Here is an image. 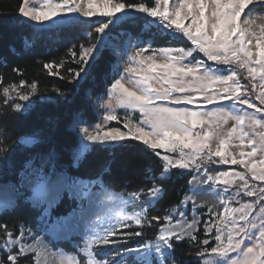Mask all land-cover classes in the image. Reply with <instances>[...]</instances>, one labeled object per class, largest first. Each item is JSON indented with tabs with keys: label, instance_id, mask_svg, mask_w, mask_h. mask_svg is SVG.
<instances>
[{
	"label": "snow or ice",
	"instance_id": "1",
	"mask_svg": "<svg viewBox=\"0 0 264 264\" xmlns=\"http://www.w3.org/2000/svg\"><path fill=\"white\" fill-rule=\"evenodd\" d=\"M258 7L264 0H151V6L147 0H21L14 23H28L34 32L96 25V42L80 44L79 51L73 45L70 60L43 63L49 75L73 84L74 92L88 78L101 48L109 46L114 54L119 49L127 59L123 74L106 90L107 99L98 96L102 119L88 123L74 115L70 127L77 139L67 163L51 137L58 122H47V135L39 129L17 139L24 152L19 167L9 160L7 129L0 131V211L24 205L37 213L38 231H64L81 239L73 251H53L52 242L45 243L32 228L21 224L14 233L0 223V251L6 252L0 264H20L29 256V264H49L52 255L55 264H176L175 245L185 240L196 248L197 264H264V24L256 23L264 17L254 15ZM97 16L107 19H92ZM123 25L140 32L133 36L125 29V40ZM173 41L191 46H156ZM23 43L31 48L36 39ZM128 48L134 49L130 55ZM71 63L78 67H67L68 75H61L59 69ZM241 71L250 87L242 83ZM39 95L36 82L3 86L0 81L3 104L15 113L29 111ZM113 121L125 130L111 126ZM133 141L159 158V174L148 170L151 187L111 191L104 177L111 174L112 160L94 176L84 174L93 168L88 160L93 146L115 153ZM211 164L238 165L244 171L212 170ZM173 169L191 174L188 194L164 216L149 217L148 208L164 192L156 181L168 179ZM9 172L19 180L4 179ZM205 190L218 197L222 211L208 208L201 240L196 196ZM65 200L70 210L53 217L52 209ZM129 205L139 211H126ZM153 222L158 225L154 238L137 239Z\"/></svg>",
	"mask_w": 264,
	"mask_h": 264
},
{
	"label": "trees",
	"instance_id": "2",
	"mask_svg": "<svg viewBox=\"0 0 264 264\" xmlns=\"http://www.w3.org/2000/svg\"><path fill=\"white\" fill-rule=\"evenodd\" d=\"M141 0H126L127 3H136ZM148 1V0H147ZM21 0H0V81L3 86L9 84H19L21 80L27 83L36 82L38 84V97H33L29 111L15 113L8 105L3 104V98L0 96V131L7 129L9 139L7 143L11 149L9 160L19 167L20 161L24 159L22 147L17 146V139L25 133H32L36 130L43 129L45 134L47 131V122L52 120L58 122V127L51 133V137L57 151L62 153L65 163L68 162V152L75 143L77 137L70 127V123L75 114L79 113L88 123H97L99 121V111L96 103L100 100L98 96L103 98L106 96V90L111 87V74L115 73L116 65L119 62L117 53H113L109 46L103 47L96 59L95 64L87 79L82 81L78 89L74 92V85L67 80H62L58 76L49 75L47 70L43 69V63L49 61H59L60 59L70 60L68 49L71 48L69 40L52 43L45 38L37 39L38 31L28 23H14V18L18 14V6ZM264 11V7L258 8ZM127 29L128 34L137 35L140 32L139 27L129 25L121 26V37L125 39L124 30ZM74 33L76 28H66ZM117 31L114 29V32ZM72 33V32H71ZM25 38H34L36 43L34 47L26 48L24 46ZM81 40L86 41V38ZM118 39L116 40V42ZM159 46L172 47H189L190 42L173 41L170 45H164L157 42ZM114 47V46H112ZM197 58H201L197 55ZM67 67L77 68L75 63L66 64L65 68L59 69L61 75L67 76ZM60 89L63 95L53 91ZM27 91V88L21 89ZM48 98V99H44ZM25 103V102H24ZM80 125H77V127ZM218 159V158H215ZM88 160L92 163V171L84 172L85 175L94 176L100 166L106 160H112L111 174L105 175V180L112 185L111 191H134L141 188L152 186L151 181L147 178L148 170L151 169L152 175H158L160 169L159 158L151 154L139 142H130L123 149H118L115 153L105 152L98 146H93V151L89 153ZM210 169L226 171V170H242L235 165L211 164ZM191 178V174L187 171L181 172L176 169L172 170L171 176L163 181L157 180V184H162L164 192L162 198L148 210L149 217L164 216L168 211L176 206L180 200L188 194L187 181ZM7 179L13 183L19 180L18 174L9 172ZM0 183L3 180L0 179ZM244 199V198H243ZM246 200H248L246 198ZM70 210V204L65 200L61 201L58 207L53 211L54 216L59 213H66ZM38 221L37 213L29 207L21 205L15 211H8L0 214V223H4L14 233L18 231L21 224L36 229ZM158 230V225L153 222L151 227L145 226L143 229L144 236L137 239H153ZM198 239H204V233L199 231ZM47 242L51 241V247L55 250L57 247L66 251H73L71 243L54 242L46 237ZM132 243H135L133 241ZM196 248L191 246L187 240L176 243L175 259L176 264H197V258L194 253ZM31 257L25 258L29 263Z\"/></svg>",
	"mask_w": 264,
	"mask_h": 264
},
{
	"label": "rangeland",
	"instance_id": "3",
	"mask_svg": "<svg viewBox=\"0 0 264 264\" xmlns=\"http://www.w3.org/2000/svg\"><path fill=\"white\" fill-rule=\"evenodd\" d=\"M38 2H40V0H38ZM139 2H141V1H139ZM147 2L149 4V6H151V0H148ZM258 8L255 9L254 15H256L257 17H264V11H260ZM245 11L247 12V9ZM92 19L93 20H105L107 18L97 16V17H94ZM242 19H243V17H242ZM256 23L258 25L259 24H264V19L257 18ZM76 26H78V28L80 30L76 31L75 33L73 31H71V30H69V31L68 30H65L66 28H76ZM95 26H96L95 24H93L92 27H89L88 25H73V26L64 27V28L59 29V30H48V31H45V32H39L37 30L40 33V34H37V39H41L43 37L46 40L51 41L52 43H54V42L57 43V42L60 41V38H62V36H63L65 38L62 39V41L65 42V41L69 40V42L71 43V47L73 45H75L76 46V50L79 51V45L80 44L87 45L88 43L96 42L95 41V37H96L97 34H95V32H94V27ZM36 28L38 29L39 26H36ZM88 32H92L93 33V35H92L91 38H89L87 36V33ZM82 38H86V41L84 42V40H81ZM125 40H126V37H125ZM121 43H122L121 39L118 38V41L116 42V44H121ZM113 46L115 47V45H113ZM133 51H134L133 48H128V50H127V52H128L129 55ZM116 53H117V56L120 57L119 58V62L117 64V65H119V69H117L114 74L113 73L111 74V77H112L111 81H112V83L114 82L115 79H119L120 78V75L123 74V68H124V65H125V61L127 59V56L124 54V52L120 51L119 49H117ZM149 54L150 53H144V55H149ZM194 55H199L201 57L200 59H204V57L202 56V54H194ZM245 76H246V72L241 71L240 72V77H241L242 83H244L245 85H248L250 87L249 80L248 79H244ZM126 86L131 87V85L130 84H127V83H126ZM103 99H107V96H105ZM255 102L257 103L258 106H260L259 105V101H255ZM21 103H24V102H21ZM25 103H29V102H25ZM101 103H102V99H100L96 103V108H97V110L99 111V114H100L99 121L102 119V116L104 114V110L100 107V104ZM117 112H118V114L121 117H123L124 113H123L122 110L117 109ZM134 115L137 116V117L139 116L138 113H136ZM81 126H85V125H80L78 127H81ZM111 126H118V127H121V130H125V129H123V124L122 123H118L116 121L111 122ZM227 127H231V122L229 123V125ZM215 146L216 145L213 144V148H215ZM231 151L234 154H238L239 149L236 148V147H233L231 149ZM237 158H238V156H237ZM235 166H238V165H235ZM241 169H242L241 171H244L243 168H241ZM3 186H4L3 183H0V187H3ZM246 198L247 197H244L243 200H246ZM247 199H249V198H247ZM0 204H2V202H0ZM196 204L197 205H201V207H198L197 208V215L200 217V220H201V223L198 226V232H197V234L199 233V231L201 229L203 230V233H204L203 221L209 219L208 208L211 207L213 209V211L220 212V211H222V206L219 203L218 197L213 193L212 190H205V191H202L201 193H199L196 196ZM58 205L55 208L52 209V216L53 217H55L54 214H53V211L58 207ZM151 207H149L148 210ZM191 208H192V205L189 204L188 207H187V209H186V214H187V217H188L189 220L192 219ZM216 208H218V209H216ZM125 210L126 211H130V212L131 211H139V208H136V207H133V206L129 205ZM8 211H12V210H2V211H0V214L6 213ZM32 230H33V233L36 234L37 236H39L41 238V240H43L45 243H47L46 237L50 238L52 241H54L56 243H58V242H68V243H71L72 248H74V245L81 243L80 236L77 235V234H70L69 235V234H67L64 231H58L56 233H52V232L45 233V232L38 231L37 230V227H36V229H32ZM0 235H2V232H0ZM204 238H205V235H204ZM29 242H31L30 239H29ZM62 250H64V249H62ZM53 251H55V250L53 249ZM0 258L6 259V252L0 251ZM25 258H27V257H25ZM25 258L21 260L20 264H29V263H26ZM56 259H57V257L55 255L49 256V258H48L49 264H55Z\"/></svg>",
	"mask_w": 264,
	"mask_h": 264
},
{
	"label": "bare ground",
	"instance_id": "4",
	"mask_svg": "<svg viewBox=\"0 0 264 264\" xmlns=\"http://www.w3.org/2000/svg\"><path fill=\"white\" fill-rule=\"evenodd\" d=\"M216 209H218V208H216ZM219 211V210H218Z\"/></svg>",
	"mask_w": 264,
	"mask_h": 264
}]
</instances>
